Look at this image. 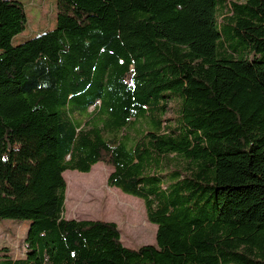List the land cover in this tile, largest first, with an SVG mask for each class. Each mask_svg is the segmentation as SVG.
Segmentation results:
<instances>
[{
  "label": "trees",
  "instance_id": "trees-1",
  "mask_svg": "<svg viewBox=\"0 0 264 264\" xmlns=\"http://www.w3.org/2000/svg\"><path fill=\"white\" fill-rule=\"evenodd\" d=\"M59 3L15 44L25 7L0 0V219L29 222L0 264H264V0ZM98 164L156 245L65 218L64 174Z\"/></svg>",
  "mask_w": 264,
  "mask_h": 264
},
{
  "label": "rangeland",
  "instance_id": "rangeland-1",
  "mask_svg": "<svg viewBox=\"0 0 264 264\" xmlns=\"http://www.w3.org/2000/svg\"><path fill=\"white\" fill-rule=\"evenodd\" d=\"M15 1L24 5L28 17L27 28L15 39V44L57 27L59 0ZM178 110L179 102L170 101L167 118L175 119ZM111 172L102 164L88 174L67 171L64 174L68 185L65 218L114 222L121 230L124 245L132 249L156 245L157 226L148 221L144 201L109 187ZM28 231V221L0 219V250L7 247L14 258L25 257Z\"/></svg>",
  "mask_w": 264,
  "mask_h": 264
},
{
  "label": "water",
  "instance_id": "water-1",
  "mask_svg": "<svg viewBox=\"0 0 264 264\" xmlns=\"http://www.w3.org/2000/svg\"><path fill=\"white\" fill-rule=\"evenodd\" d=\"M67 196V195H66ZM66 200H67V197H66ZM66 200H65V202H66Z\"/></svg>",
  "mask_w": 264,
  "mask_h": 264
},
{
  "label": "bare ground",
  "instance_id": "bare-ground-1",
  "mask_svg": "<svg viewBox=\"0 0 264 264\" xmlns=\"http://www.w3.org/2000/svg\"><path fill=\"white\" fill-rule=\"evenodd\" d=\"M67 201V200H66Z\"/></svg>",
  "mask_w": 264,
  "mask_h": 264
}]
</instances>
